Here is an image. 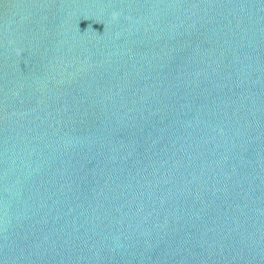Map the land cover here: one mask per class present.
I'll use <instances>...</instances> for the list:
<instances>
[{
	"label": "water",
	"instance_id": "obj_1",
	"mask_svg": "<svg viewBox=\"0 0 264 264\" xmlns=\"http://www.w3.org/2000/svg\"><path fill=\"white\" fill-rule=\"evenodd\" d=\"M0 264H264V0H0Z\"/></svg>",
	"mask_w": 264,
	"mask_h": 264
}]
</instances>
